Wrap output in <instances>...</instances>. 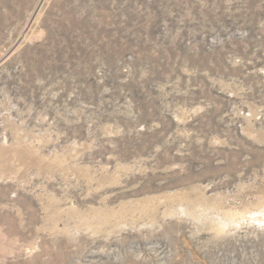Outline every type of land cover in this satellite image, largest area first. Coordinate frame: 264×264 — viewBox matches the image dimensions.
Returning <instances> with one entry per match:
<instances>
[{
    "label": "rangeland",
    "instance_id": "rangeland-1",
    "mask_svg": "<svg viewBox=\"0 0 264 264\" xmlns=\"http://www.w3.org/2000/svg\"><path fill=\"white\" fill-rule=\"evenodd\" d=\"M0 264H264V0H0Z\"/></svg>",
    "mask_w": 264,
    "mask_h": 264
}]
</instances>
